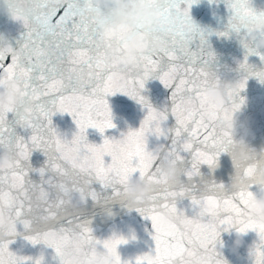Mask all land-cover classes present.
Listing matches in <instances>:
<instances>
[{"label": "snow or ice", "instance_id": "6c2138e0", "mask_svg": "<svg viewBox=\"0 0 264 264\" xmlns=\"http://www.w3.org/2000/svg\"><path fill=\"white\" fill-rule=\"evenodd\" d=\"M28 2L26 11L17 9L12 14L25 29L22 43L15 50L0 49V82L16 79L23 98L32 105L26 112L19 106L0 108V148L14 145L13 163L0 168V214L7 212L26 230L33 224L47 228L26 239L52 247L60 264H121L116 249L127 241L115 234L102 241L94 238L88 222L79 221L76 207L66 202L65 193L83 192L96 201L99 195L91 185L97 182L111 188L113 196L121 195V189L125 195L126 182L140 177L153 184L136 211L151 221L154 248L137 256L135 264H226L217 250L218 237L221 230L233 228L241 234L256 232L258 239L249 254L253 264H264V225L256 223L247 209V198L254 193L250 188L264 182L258 171L264 154L259 160L249 152L237 154L230 134L219 123L243 104L239 92L248 76L264 82V69L254 70L245 56L239 64L244 76L235 91H228L226 103L216 108L203 96V89L219 77L211 67L215 59L207 43L211 33L195 25L189 14L197 0H150L160 16L157 25L146 30L150 39L159 42V49L141 54L134 65L119 73L96 28L94 0ZM225 4L232 14L226 31L217 32L218 36H227L229 30L239 33L256 18L250 0H225ZM244 47L254 52L248 43ZM260 59L264 61V56ZM149 78L171 90L170 107L156 110L141 96ZM116 93L146 108L139 128L122 133L121 139L105 137L99 145L88 143L86 129L95 128L103 136L114 127L105 97ZM169 111L176 122L171 143L148 150L149 135L167 139L169 130L162 123ZM56 112L73 118L77 130L70 141L62 139L52 125ZM9 113L14 117L11 121ZM15 127L30 130L31 135L25 139ZM35 149L46 156L38 170L28 163ZM222 152H230L236 169L231 195L226 196L224 186L215 183L196 195L159 171L163 160L178 165L184 159L181 153H191V166L183 170L191 178L199 174L201 164L215 166ZM105 157L110 159L106 162ZM29 171H38L39 183L28 178ZM185 197L191 215L177 206ZM9 243L0 239V264H42L43 257L32 260L15 255ZM97 246L103 251L98 252Z\"/></svg>", "mask_w": 264, "mask_h": 264}, {"label": "water", "instance_id": "95a60500", "mask_svg": "<svg viewBox=\"0 0 264 264\" xmlns=\"http://www.w3.org/2000/svg\"><path fill=\"white\" fill-rule=\"evenodd\" d=\"M250 4L257 12L264 11V0H250ZM189 14L195 25L211 33L207 36V43L215 57L211 67L220 79L226 81L240 80L244 73L239 70V64L245 56H247V63L253 66L254 70L264 69V61L260 59V56H264V49H255L252 44H249V48L254 49V52L249 53L248 49L244 47V43H247L246 40L242 43L243 29L239 33L229 30L227 36L216 35L217 32L226 31L228 19L232 14L230 9L226 7L225 0H212V2L210 0H197L190 7ZM24 31L25 29L19 21L13 20L9 15L0 12V38L6 40L8 46L13 50L17 49L19 44L22 43ZM255 53H259V55ZM140 94L156 110L170 107L171 90L165 88L158 79L149 78L145 81L144 89ZM239 96L243 98V104L234 115L239 121L245 123L249 131V135L246 137V151L254 154L256 159L259 160L261 155L264 154V82H261L255 76H248L245 87L239 92ZM105 99L110 106L114 127L106 129L103 136L95 128L86 129L88 143L99 145L105 137L121 139L122 133L139 128L146 115L144 106L124 94L116 93L105 97ZM8 119L10 121L14 119L11 113H9ZM51 119L53 127L61 138L70 141L77 130L72 116L67 113L56 112ZM175 127V118L169 111L167 119L162 123V128L169 130L167 139L163 136L157 138L149 135L146 141L147 149L151 151L160 145L167 147L171 143V130ZM15 132L25 139L31 135L30 130L19 127H15ZM181 155L184 159L182 163L177 165L181 170L178 181L184 187L191 189L193 194L199 195L206 186L213 183L223 185L226 196L235 191L233 185L236 169L230 152L220 153L213 167L201 164L199 174L191 178L186 177L183 171L191 166V153H181ZM109 159L105 157L106 162ZM45 160L46 156L43 152L35 149L32 151L28 163L31 169L38 170L44 167ZM28 178L34 183H39L41 179L38 171H29ZM91 188L98 193L99 199L93 201L91 198H86L85 194L84 203L78 205L75 211L79 221L88 222L93 237L102 241L114 234L122 236L127 242L118 245L116 249L121 264H124V262L135 264L137 256L151 253L154 248L153 229L151 221L136 211L139 205L130 206L125 195H123L122 189L121 195L113 196L111 188L104 189L97 182H93ZM250 190L255 193L257 187L253 186ZM177 206L183 208L186 214H192L190 201L187 197L178 200ZM5 215H7L12 228L6 233L0 229V236H3L0 239L11 241L9 243L11 252L17 256L29 257L32 260L43 257L42 264H60V258L52 247L42 242L34 245L26 239L27 236L35 235L39 231L47 230V228L33 224L26 230L18 220L7 212L0 214V218ZM13 232H16V235L10 236ZM236 233L237 231L234 228L220 231L217 244L220 256L226 264H253L249 253L252 245L258 239L256 232L249 230L241 234L242 244L233 250ZM97 251L102 252V246H97Z\"/></svg>", "mask_w": 264, "mask_h": 264}, {"label": "clouds", "instance_id": "9594fccd", "mask_svg": "<svg viewBox=\"0 0 264 264\" xmlns=\"http://www.w3.org/2000/svg\"><path fill=\"white\" fill-rule=\"evenodd\" d=\"M95 12L93 18L101 38L106 41L105 52L112 60L117 73L123 68L134 65L138 56L145 52H155L159 49V42L150 39L146 29L155 27L158 23L160 10L150 0H94ZM28 0H0V12L12 17L14 10L26 11ZM242 41L252 44L255 49H264V11L257 12L256 18L244 28ZM9 47L7 41L0 38V49ZM238 81H226L220 78L203 89V96L207 103L213 107H222L227 100L229 90L235 91ZM19 106L21 112L28 111L32 105L25 100L19 91L16 79L5 78L0 82V108ZM236 112V111H235ZM234 112V113H235ZM232 113L228 119L220 121L230 134L232 145L239 155L247 153L246 137L249 131L244 122ZM14 145H5L0 148V168H6L13 163ZM160 174L169 181H176L180 176V168L172 160L165 159L159 166ZM259 175L264 181V165L259 168ZM153 184L140 177L130 178L124 185L125 197L130 206L148 198ZM65 200L70 207H77L85 201V193L67 192ZM247 209L252 219L264 225V182L257 192L247 198ZM12 225L5 215L0 218V229L5 233L10 231ZM242 244L241 233H236L233 241V250Z\"/></svg>", "mask_w": 264, "mask_h": 264}]
</instances>
